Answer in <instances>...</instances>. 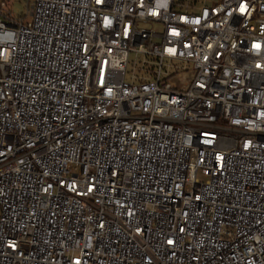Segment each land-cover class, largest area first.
<instances>
[{
	"label": "built area",
	"instance_id": "2783aa9c",
	"mask_svg": "<svg viewBox=\"0 0 264 264\" xmlns=\"http://www.w3.org/2000/svg\"><path fill=\"white\" fill-rule=\"evenodd\" d=\"M0 264H264V0H0Z\"/></svg>",
	"mask_w": 264,
	"mask_h": 264
},
{
	"label": "rangeland",
	"instance_id": "374dc122",
	"mask_svg": "<svg viewBox=\"0 0 264 264\" xmlns=\"http://www.w3.org/2000/svg\"><path fill=\"white\" fill-rule=\"evenodd\" d=\"M210 1H215V0H210ZM27 2L28 0H15L16 5L18 6L19 9V13L21 14H25V12L27 11ZM158 31H162V27L158 26L157 27ZM136 58V54L135 53H131V57H130V61H129V65L127 68V73H126V80L129 82L135 81L134 76L138 77L140 76V67L137 66L134 61ZM187 75L184 74V76L182 78H174L173 82H175L177 84V86L179 87V89H182L185 85V82H187ZM198 178L202 181L205 182L206 181V177L203 176L202 174L198 175Z\"/></svg>",
	"mask_w": 264,
	"mask_h": 264
}]
</instances>
